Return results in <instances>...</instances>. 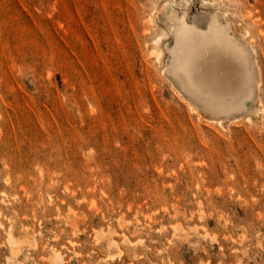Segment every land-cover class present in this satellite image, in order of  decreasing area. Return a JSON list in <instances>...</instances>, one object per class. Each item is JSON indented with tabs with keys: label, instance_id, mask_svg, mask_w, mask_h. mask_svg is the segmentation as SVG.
<instances>
[{
	"label": "rangeland",
	"instance_id": "374dc122",
	"mask_svg": "<svg viewBox=\"0 0 264 264\" xmlns=\"http://www.w3.org/2000/svg\"><path fill=\"white\" fill-rule=\"evenodd\" d=\"M0 264H264V0H0Z\"/></svg>",
	"mask_w": 264,
	"mask_h": 264
},
{
	"label": "bare ground",
	"instance_id": "6f19581e",
	"mask_svg": "<svg viewBox=\"0 0 264 264\" xmlns=\"http://www.w3.org/2000/svg\"><path fill=\"white\" fill-rule=\"evenodd\" d=\"M165 16L168 20L172 33L182 34L190 28L198 30L204 35L205 38L202 43L204 52L198 55L194 65V71L200 77L207 90L227 98L233 90L240 89V91H242L243 88H246L244 87L247 79L243 66L244 54L240 49L234 47L231 43H227L222 32L216 30L215 25L217 19L214 16L209 19L205 28L198 23H195V25H189L186 21V16L178 17L175 12H172L171 14L167 12L165 13ZM235 37L238 42L245 44V41H243V39H241L237 34ZM245 48L248 52H251V47L249 45L245 44ZM225 58L231 61L229 65L224 62ZM256 72L259 73V70L257 69ZM258 75V78H260V74ZM260 87L261 80L259 79L256 85V91H258ZM256 100L254 92V95L250 96L242 103L229 102L228 104L230 110L227 111V113L224 111L220 115L228 116L235 112L246 111L249 109L247 101H251L253 104ZM10 238L12 242L14 237H12L11 234Z\"/></svg>",
	"mask_w": 264,
	"mask_h": 264
},
{
	"label": "flooded vegetation",
	"instance_id": "af4514ba",
	"mask_svg": "<svg viewBox=\"0 0 264 264\" xmlns=\"http://www.w3.org/2000/svg\"><path fill=\"white\" fill-rule=\"evenodd\" d=\"M224 27L226 28V32H227V35L231 38V39H236L234 33L232 32L231 28L227 25V24H224ZM237 40V39H236ZM238 41V40H237ZM242 46L243 44L241 42H239ZM244 47V46H243ZM245 48V47H244ZM250 53V52H249Z\"/></svg>",
	"mask_w": 264,
	"mask_h": 264
}]
</instances>
